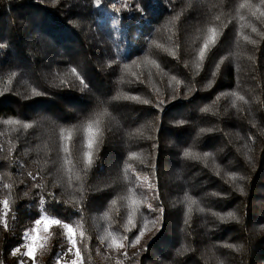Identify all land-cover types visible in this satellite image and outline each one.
Wrapping results in <instances>:
<instances>
[{"label":"trees","instance_id":"obj_1","mask_svg":"<svg viewBox=\"0 0 264 264\" xmlns=\"http://www.w3.org/2000/svg\"><path fill=\"white\" fill-rule=\"evenodd\" d=\"M71 2L0 0V262L45 214L82 264H264V4ZM41 244L34 262L56 264L65 229Z\"/></svg>","mask_w":264,"mask_h":264},{"label":"snow or ice","instance_id":"obj_2","mask_svg":"<svg viewBox=\"0 0 264 264\" xmlns=\"http://www.w3.org/2000/svg\"><path fill=\"white\" fill-rule=\"evenodd\" d=\"M117 2H119V0H117ZM261 3L264 4V0H261ZM90 5L95 7V8H100L102 6H105V0H90ZM69 8H71L73 6L71 0H68V5ZM245 5L241 4L240 7H244ZM128 5H125V8H127ZM132 10L138 12L139 14L146 15V3L145 0H133V4H132ZM125 9L124 8H114L113 11L114 12H120L122 13ZM253 16L256 15L255 12L252 13ZM243 19V17H242ZM211 35L209 36L208 39L205 40L203 47L200 49L199 51V59L200 60H204L205 58V53L206 51H209L210 45H214L216 43V30L215 29H210L209 30ZM257 29L255 27L252 28V32H256ZM247 39V37H246ZM173 55L175 56V53H173ZM135 62V61H133ZM221 63H223V61H221ZM109 67H111V65H109ZM125 67H127V65H125ZM197 68H200V65L197 64L196 66ZM217 69H219V65H217ZM73 73H76V69L73 68L72 69ZM216 72L214 71L212 73V76L215 77L216 76ZM135 75V74H134ZM78 79H80V83L84 84V80L82 78L79 77V74H77ZM85 87H87L85 85ZM209 88L212 87V83H209L208 85ZM81 91H83V89H81ZM129 99H135V97H127ZM177 99H186V97L183 96H173V101L177 100ZM240 100H244L243 96L239 97ZM147 103V102H145ZM203 111H207V109H203ZM5 123H13V121H5ZM16 123H19L18 121ZM25 127H29L28 125H26ZM89 131H91V124H89ZM201 131H205L204 129H201ZM207 131H211V129L207 130ZM69 139H71V134H69ZM88 148L92 149L93 148V141L91 139H89L88 141ZM65 151L67 152L68 149L66 148ZM205 156L208 155V153H204ZM86 156L88 157L87 159V163L85 164V169H88L90 167H92L94 161L92 159V152L89 151L86 153ZM183 156L185 158H192L195 160H199L200 156L198 155H194L193 153L189 152V151H185L183 153ZM155 167V166H154ZM29 175L31 176L32 174L29 173ZM216 175L218 176L219 173H216ZM153 191L156 192V196L155 198L157 200H159V193L157 189H152ZM242 191V189H241ZM53 200H55V197L53 195ZM41 203H44L43 200L40 201ZM62 203V202H61ZM4 207L7 208L8 207V201L4 200L3 202ZM148 208L151 212L153 213H157L154 217V219H152L150 221L152 228L155 229V233H159L161 232V230L164 228V213H165V209L163 207V205L161 204L160 207L157 209H153L151 205H148ZM189 211H191V209H189ZM201 211H203V209H201ZM227 218H233V213L229 212L227 214ZM219 219L221 221H224L226 219V217L224 216H219ZM4 223V227L7 229L9 226L6 222V220L3 222ZM43 223L44 225V230L47 231L52 225H57L60 226L61 228L65 229L68 233V239L70 240L71 246L66 248V254L70 257L69 259H62V257L57 258L56 260V264H79L80 260H81V252H80V248L76 247L77 245V240L74 239L73 237L75 236V232L73 229L72 224L70 223H66L63 222L61 219L59 218H51V217H45V216H41L39 219L35 220V224L36 225H41ZM157 225H159V227H157ZM145 227H147V225H145ZM33 231H37L36 229H33ZM137 231V235L134 236V239L131 241V243L133 245L135 244H139L141 242L142 237L145 235V232L143 230H141L139 227L136 228ZM155 233L153 235H155ZM33 241L38 239V236H34L32 237ZM125 239H127L125 237ZM113 243L116 244V247L118 249H122L125 247V245L123 243H117L115 240H113ZM41 248L44 247L43 244L40 245ZM144 250L146 251V246L144 248ZM18 254H20L22 257L26 256L28 257L29 261H34L36 259L35 257V249H34V245L33 244H29L27 245V251L24 253H21V248L17 247L15 248L14 251H12L11 255L12 256H17ZM0 264H2V262H0ZM19 264H25V261L23 260V258L19 261Z\"/></svg>","mask_w":264,"mask_h":264},{"label":"rangeland","instance_id":"obj_3","mask_svg":"<svg viewBox=\"0 0 264 264\" xmlns=\"http://www.w3.org/2000/svg\"><path fill=\"white\" fill-rule=\"evenodd\" d=\"M42 216H45V217H50L48 215H45L43 214ZM53 218V217H51ZM4 222V218L2 219V223ZM4 224V223H3ZM33 229H36L37 231H33ZM48 231V230H47ZM44 230V225L43 223L41 225H36L35 223L33 224V226L31 227V229H29L27 232H26V235H25V242L23 244H21L19 247L21 248V253H24L27 251V245L29 244H33L34 245V249H35V253L36 251L38 250V248L40 247L43 239L45 238V235H46V232ZM75 232V231H74ZM65 234L68 238V233L67 231L65 230ZM34 236H38V239L33 241L32 237ZM74 239H76V237L74 236L73 237ZM69 241V246H71V243H70V240L68 239ZM77 247V245H76ZM14 251V250H13ZM20 255V254H18ZM21 256V255H20ZM22 257V256H21ZM62 259H69L70 257L65 253L64 255L61 256ZM23 260H26V256L22 257ZM31 264H36L34 261H31ZM79 264H82V259L80 260Z\"/></svg>","mask_w":264,"mask_h":264}]
</instances>
